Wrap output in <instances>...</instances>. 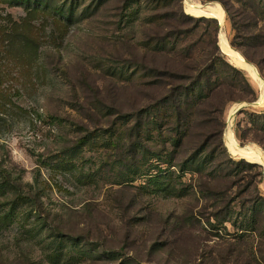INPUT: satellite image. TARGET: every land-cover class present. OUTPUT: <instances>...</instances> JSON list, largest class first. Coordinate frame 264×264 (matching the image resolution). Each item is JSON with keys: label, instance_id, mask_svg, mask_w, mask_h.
<instances>
[{"label": "rangeland", "instance_id": "1", "mask_svg": "<svg viewBox=\"0 0 264 264\" xmlns=\"http://www.w3.org/2000/svg\"><path fill=\"white\" fill-rule=\"evenodd\" d=\"M48 1L72 12L55 16L0 0V172L22 183L31 203L0 188V264H228L222 258L225 241L236 231L229 224L224 231L211 220L215 210L197 195L196 175L182 176L172 168L178 175L172 183L176 195L155 191L149 180L157 172L153 166L167 168V148H154L152 142L149 147L162 158L137 174L129 169L135 163L130 143L135 137L136 46L151 4L133 6L140 7L139 13L126 20L120 0ZM187 2H214L183 0L186 15L214 19L187 13ZM222 29L232 48L227 19ZM241 71L256 100L225 108L223 143L233 160L261 167L264 196V168L232 155L225 145L231 121L237 145L264 154L241 138L250 114L264 112V79L256 69L260 88ZM154 92L146 89V103ZM191 153L197 154L190 150L184 160ZM69 236L73 243L62 239Z\"/></svg>", "mask_w": 264, "mask_h": 264}, {"label": "trees", "instance_id": "2", "mask_svg": "<svg viewBox=\"0 0 264 264\" xmlns=\"http://www.w3.org/2000/svg\"><path fill=\"white\" fill-rule=\"evenodd\" d=\"M143 1L151 4L152 14L147 27L141 29L136 46L135 137L130 143V158L135 163L129 169L137 174L152 159L162 158L149 147L150 142L154 148H167L164 161L167 168L161 170L153 166L157 172L149 183L154 190L176 195L177 189L172 183L178 175L171 171L172 168L182 176L189 172L196 175L197 195L206 203L211 201L208 208L215 210L210 213L211 220L224 231L228 224L236 231L227 233L231 240L225 241L227 248L222 258L228 264H231V257L233 264H264V196L259 191L263 177L261 167L233 160L223 143L225 108L231 103L253 102L256 93L243 72L228 63L221 53L224 51L218 45L217 20L186 15L183 0H120L121 14L126 20H134L140 7L136 10L132 7L140 6ZM12 2L35 6L55 16L72 12L53 6L48 0ZM203 2H216L222 7L233 32L232 48L254 65L264 79V0ZM146 73L149 82L145 81ZM147 88L155 92L146 103ZM250 118L249 126L241 130V138L259 145L264 151V112L250 114ZM190 150L197 154L191 153L184 160V154ZM0 176L1 190L8 189L27 205L30 197L24 194L22 183H16L5 170ZM32 204L36 208L38 199ZM27 206L31 207V203ZM8 216L12 215L7 214L5 218ZM211 220L207 218L206 222L213 227ZM211 237L220 238L218 235ZM62 239L67 243L75 241L70 236ZM211 255L212 251L210 259ZM217 255L221 259V255Z\"/></svg>", "mask_w": 264, "mask_h": 264}, {"label": "bare ground", "instance_id": "3", "mask_svg": "<svg viewBox=\"0 0 264 264\" xmlns=\"http://www.w3.org/2000/svg\"><path fill=\"white\" fill-rule=\"evenodd\" d=\"M187 13L193 14L195 16H208L216 18L219 22L220 27L224 26L225 18H224V11L222 7L215 3L209 4L206 6H202L198 3H186L185 8ZM223 28V27H222ZM219 46L227 55L229 61L236 66L237 68L244 71L247 76L260 88L263 87V82L259 77L256 68L248 63L240 54H238L235 50H233L228 42L227 39L222 31H219ZM238 107V106H237ZM235 108L230 113L229 119L231 120V115L235 112ZM231 122V121H230ZM230 122L228 124L227 131L225 133V145L229 149L232 155L241 156L244 159H247L250 162L258 163L264 168V154L258 149L252 146H248L246 148H241L237 145L236 141L233 138V134L230 130Z\"/></svg>", "mask_w": 264, "mask_h": 264}, {"label": "crops", "instance_id": "4", "mask_svg": "<svg viewBox=\"0 0 264 264\" xmlns=\"http://www.w3.org/2000/svg\"><path fill=\"white\" fill-rule=\"evenodd\" d=\"M212 4H215V2L214 3H212ZM218 4V3H217ZM224 11V10H223ZM213 18V17H212ZM224 18H225V22H226V15H225V12H224ZM214 19H216V18H214ZM217 20V19H216ZM218 21V20H217Z\"/></svg>", "mask_w": 264, "mask_h": 264}, {"label": "water", "instance_id": "5", "mask_svg": "<svg viewBox=\"0 0 264 264\" xmlns=\"http://www.w3.org/2000/svg\"><path fill=\"white\" fill-rule=\"evenodd\" d=\"M242 106H244V105H242Z\"/></svg>", "mask_w": 264, "mask_h": 264}]
</instances>
